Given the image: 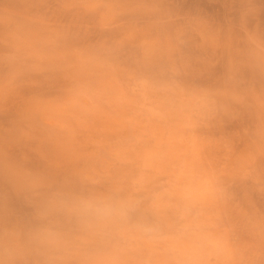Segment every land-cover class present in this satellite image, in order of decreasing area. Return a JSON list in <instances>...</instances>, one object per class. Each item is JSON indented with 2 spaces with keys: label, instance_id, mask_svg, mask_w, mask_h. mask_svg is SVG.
<instances>
[{
  "label": "clouds",
  "instance_id": "clouds-1",
  "mask_svg": "<svg viewBox=\"0 0 264 264\" xmlns=\"http://www.w3.org/2000/svg\"><path fill=\"white\" fill-rule=\"evenodd\" d=\"M212 2L58 0L68 23L0 33V264H264V0ZM48 150L71 166H28Z\"/></svg>",
  "mask_w": 264,
  "mask_h": 264
},
{
  "label": "rangeland",
  "instance_id": "rangeland-1",
  "mask_svg": "<svg viewBox=\"0 0 264 264\" xmlns=\"http://www.w3.org/2000/svg\"><path fill=\"white\" fill-rule=\"evenodd\" d=\"M168 3H170L180 15L198 12L212 18L217 23L221 21L224 15L222 7L219 4L213 3L212 0H168ZM71 18V14L62 13L59 10L58 0H0V33L7 31L11 23L16 20H24L29 23L35 22L37 26L47 28L58 27L61 24L68 23ZM93 39H95V37H80L69 39L64 43L86 45ZM0 50H3L2 45H0ZM226 58V53L223 50L217 53L215 57L218 65L216 76L223 73ZM28 94L30 93L26 91L25 95ZM48 95L54 98L53 93H48ZM19 107V103L13 106V115L18 111ZM51 115L55 117V112H52ZM0 123H2L5 128L9 126L7 119ZM2 135L3 133L0 131V136ZM80 139L81 142H83V137H80ZM39 143V140L34 142V144ZM7 152L9 157L13 159L18 158L20 155V150L15 146L8 148ZM219 155L222 156V154ZM27 163L29 167L37 169H46L49 167V164H51L60 171L65 167L71 166L66 159L54 150L47 151L46 160H42L39 155L33 153L31 159ZM13 204H17L14 197ZM261 208L264 210V205H261Z\"/></svg>",
  "mask_w": 264,
  "mask_h": 264
}]
</instances>
